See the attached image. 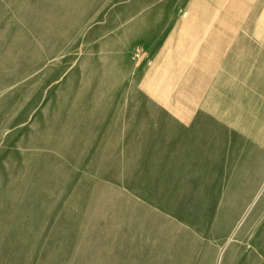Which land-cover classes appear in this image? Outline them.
I'll return each mask as SVG.
<instances>
[{"label": "rangeland", "instance_id": "obj_1", "mask_svg": "<svg viewBox=\"0 0 264 264\" xmlns=\"http://www.w3.org/2000/svg\"><path fill=\"white\" fill-rule=\"evenodd\" d=\"M0 264H264V0H0Z\"/></svg>", "mask_w": 264, "mask_h": 264}]
</instances>
